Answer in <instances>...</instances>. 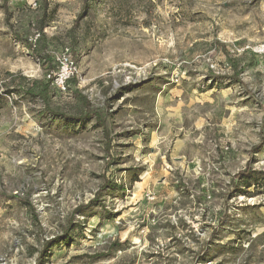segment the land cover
<instances>
[{
    "label": "rangeland",
    "instance_id": "rangeland-1",
    "mask_svg": "<svg viewBox=\"0 0 264 264\" xmlns=\"http://www.w3.org/2000/svg\"><path fill=\"white\" fill-rule=\"evenodd\" d=\"M45 2L0 0V264H264V0Z\"/></svg>",
    "mask_w": 264,
    "mask_h": 264
},
{
    "label": "trees",
    "instance_id": "trees-1",
    "mask_svg": "<svg viewBox=\"0 0 264 264\" xmlns=\"http://www.w3.org/2000/svg\"><path fill=\"white\" fill-rule=\"evenodd\" d=\"M45 1L46 0H43V3H42L43 7L46 6ZM86 8L87 7L84 5L81 15H83ZM40 36H38V37H40ZM21 41L24 43V46L26 47V49L29 51L30 56L40 64V66L42 67V69L46 75L45 82H41L39 87L37 86L38 84L36 81L32 82L31 86L26 90L28 92V94L31 95L32 97L38 98L42 102V104L44 105V110H46V112H48V114L51 117H60L64 122L70 123V124H77V123H81V122L88 120V119H94L104 129V126H103L104 124H103L102 120L100 119V117L97 114H89V101L84 96H82L77 90L72 92V96H73V98L79 100L81 102V104L83 105V107H84V114L83 115L76 116V117L66 116L63 114H58V113L54 112L53 110L49 109L50 93H51V91H54V87H55L54 79H55V75L58 72L59 67H60L59 63L53 57H51L48 54H39L35 50V47H33L31 44H29L26 40H21ZM218 45H220V44H218ZM69 83L75 84V76L74 75L65 82V84H69ZM250 173H251V171H250ZM251 174H253V172ZM247 179L248 178L245 175L242 176L241 181L244 182L246 187H251L252 185H255L256 180H255L254 176H250V181ZM263 179H264V176H263ZM103 188H108L110 190H116V191H122V192L124 191L123 186L115 185L109 181H105ZM19 201L21 202V200H19ZM22 203L24 205H27V203H25V202H22ZM47 246H48V244H47Z\"/></svg>",
    "mask_w": 264,
    "mask_h": 264
},
{
    "label": "built area",
    "instance_id": "built-area-1",
    "mask_svg": "<svg viewBox=\"0 0 264 264\" xmlns=\"http://www.w3.org/2000/svg\"><path fill=\"white\" fill-rule=\"evenodd\" d=\"M33 5H35V3ZM66 53H64L62 56V61L60 62L61 66L59 67V70L56 73L54 79L55 85L61 90H65V82L70 79L74 71L73 63L71 62Z\"/></svg>",
    "mask_w": 264,
    "mask_h": 264
}]
</instances>
